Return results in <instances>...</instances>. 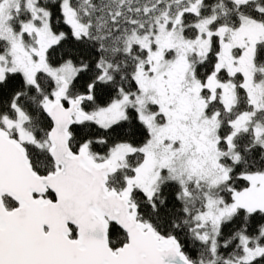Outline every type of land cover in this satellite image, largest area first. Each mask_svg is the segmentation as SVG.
<instances>
[{"label":"snow or ice","instance_id":"snow-or-ice-1","mask_svg":"<svg viewBox=\"0 0 264 264\" xmlns=\"http://www.w3.org/2000/svg\"><path fill=\"white\" fill-rule=\"evenodd\" d=\"M0 264H264V0H0Z\"/></svg>","mask_w":264,"mask_h":264}]
</instances>
